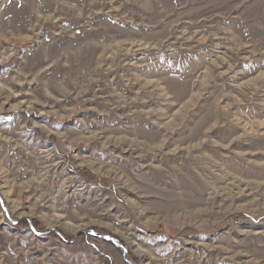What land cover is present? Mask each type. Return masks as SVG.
<instances>
[{"label": "rangeland", "instance_id": "1", "mask_svg": "<svg viewBox=\"0 0 264 264\" xmlns=\"http://www.w3.org/2000/svg\"><path fill=\"white\" fill-rule=\"evenodd\" d=\"M0 264H264V0H0Z\"/></svg>", "mask_w": 264, "mask_h": 264}, {"label": "bare ground", "instance_id": "2", "mask_svg": "<svg viewBox=\"0 0 264 264\" xmlns=\"http://www.w3.org/2000/svg\"><path fill=\"white\" fill-rule=\"evenodd\" d=\"M174 2H175V1H174ZM165 155H166V154H165ZM146 157H147V156H146ZM169 158H170V157H169ZM169 158L166 157V159H169ZM150 160H151V159H150ZM161 160H163V159H161ZM133 163L135 164V162H133ZM147 168H148V167H147Z\"/></svg>", "mask_w": 264, "mask_h": 264}]
</instances>
